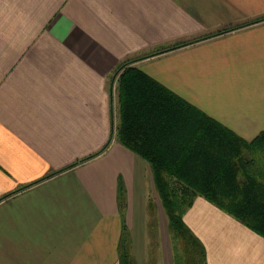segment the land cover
<instances>
[{
    "label": "crops",
    "instance_id": "1",
    "mask_svg": "<svg viewBox=\"0 0 264 264\" xmlns=\"http://www.w3.org/2000/svg\"><path fill=\"white\" fill-rule=\"evenodd\" d=\"M261 16L264 0H0V264H119L124 226L146 264L153 175L115 136L113 75L130 61L252 140L264 19L246 23ZM158 218L156 264H174ZM184 220L208 264H264V236L205 197Z\"/></svg>",
    "mask_w": 264,
    "mask_h": 264
},
{
    "label": "trees",
    "instance_id": "2",
    "mask_svg": "<svg viewBox=\"0 0 264 264\" xmlns=\"http://www.w3.org/2000/svg\"><path fill=\"white\" fill-rule=\"evenodd\" d=\"M263 19L261 16L246 24ZM117 72L121 115L118 139L150 165L168 219L174 264H208L203 242L184 220L197 196L205 197L264 236V131L246 140L130 61L121 64ZM119 185L118 202L124 215L127 201L122 182ZM147 211L151 254L147 264H156L159 218L151 197ZM130 243L129 228L124 226L119 264H137Z\"/></svg>",
    "mask_w": 264,
    "mask_h": 264
},
{
    "label": "rangeland",
    "instance_id": "3",
    "mask_svg": "<svg viewBox=\"0 0 264 264\" xmlns=\"http://www.w3.org/2000/svg\"><path fill=\"white\" fill-rule=\"evenodd\" d=\"M118 74H119L118 72L115 73L113 75V79H112V82H113L112 83V90L115 93V131L114 132H115V136H116L117 139H118V129L120 127V119H121V115H120V105H119L118 96H117ZM153 184H154V179H153ZM149 195H150V197L152 199H154V201H155V203L157 205L158 217L160 216V218L162 219V221H163V228L165 230L166 222H167L166 212H165V210L163 208V205L161 203L160 197H159V195L157 193V190L155 188V184L153 185V188L151 189V192H150ZM159 241H160V236H159ZM166 242H167V246L170 247L171 240L169 239L167 241V239H166ZM159 246H160V244H159ZM159 246H158L157 253H156V260H157L156 263L157 262L159 263V260H161V256H160L161 254H160ZM147 256H148L147 263H149L150 258H151V254L149 253V247H148Z\"/></svg>",
    "mask_w": 264,
    "mask_h": 264
}]
</instances>
